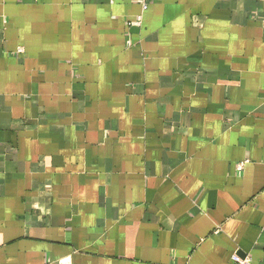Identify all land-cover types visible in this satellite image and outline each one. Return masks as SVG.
Masks as SVG:
<instances>
[{
    "label": "crops",
    "instance_id": "0c3cea01",
    "mask_svg": "<svg viewBox=\"0 0 264 264\" xmlns=\"http://www.w3.org/2000/svg\"><path fill=\"white\" fill-rule=\"evenodd\" d=\"M235 253L264 264V0H0V264Z\"/></svg>",
    "mask_w": 264,
    "mask_h": 264
},
{
    "label": "built area",
    "instance_id": "2783aa9c",
    "mask_svg": "<svg viewBox=\"0 0 264 264\" xmlns=\"http://www.w3.org/2000/svg\"><path fill=\"white\" fill-rule=\"evenodd\" d=\"M142 3L143 9H147L148 8V4L152 1H156V0H138ZM245 162H240L237 165V170L241 171L243 169ZM231 264H253L252 260L250 257L246 256V257H241L239 254L235 253L232 255V263Z\"/></svg>",
    "mask_w": 264,
    "mask_h": 264
}]
</instances>
